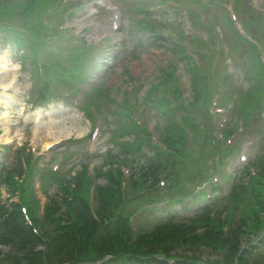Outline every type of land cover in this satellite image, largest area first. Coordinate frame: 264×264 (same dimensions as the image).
Here are the masks:
<instances>
[{
    "label": "trees",
    "instance_id": "obj_1",
    "mask_svg": "<svg viewBox=\"0 0 264 264\" xmlns=\"http://www.w3.org/2000/svg\"><path fill=\"white\" fill-rule=\"evenodd\" d=\"M10 13L16 14L25 7L16 2L4 1ZM20 6L19 9H17ZM253 72V71H252ZM255 72V71H254ZM256 93H253V97ZM171 134L164 139L171 151H156V157L145 160L135 169L128 186L131 191L143 186L150 179L155 186L160 172L168 179L170 202H179L172 197L174 190L180 187L181 167L184 164V153L177 142L183 141L181 132L170 124ZM138 146L135 149L138 150ZM113 161L108 164L111 165ZM197 178L200 177L197 161L192 164ZM255 176L249 175L246 183L238 182L232 189L223 206L204 207L187 222L168 220L159 223L148 232L132 230L125 216V209L135 210L136 200L141 196L127 194L122 186L123 175L119 168L112 167L101 174L105 183L94 185V206L88 199V190L82 176L72 181L60 182L57 193L48 196L43 209L44 223L54 226L42 231L41 235L33 234L32 227L24 220L17 202L0 203V246L9 244L11 254L1 256L0 264H86L100 261L102 264H264V257L252 258L258 250H264V162L258 163ZM13 172L22 177V168L17 166L5 180L8 187L14 186ZM26 184H23V186ZM20 186V184L17 183ZM20 187L23 190L24 187ZM178 190H181L179 188ZM157 188L154 191L156 194ZM24 202L29 204L27 200ZM244 202L249 204L244 206ZM243 205L238 217V205ZM214 210V214H213ZM228 230L220 227L223 219L221 213L226 211ZM31 218L34 210H29ZM34 222V218L32 219ZM226 220V219H224ZM201 229V231H200ZM262 235L257 245H249V236ZM242 240L247 247L241 248ZM42 243L45 248L39 250ZM181 249L180 252H172ZM206 252L205 256L203 255ZM106 254L112 258L104 260Z\"/></svg>",
    "mask_w": 264,
    "mask_h": 264
},
{
    "label": "rangeland",
    "instance_id": "obj_2",
    "mask_svg": "<svg viewBox=\"0 0 264 264\" xmlns=\"http://www.w3.org/2000/svg\"><path fill=\"white\" fill-rule=\"evenodd\" d=\"M102 2V0H87L86 4L90 3V5H97V3ZM85 4V5H86ZM83 6V4H82ZM92 8V7H91ZM90 8V9H91ZM79 11V9H78ZM213 15V14H211ZM214 16V15H213ZM74 17V16H72ZM92 19H88L87 22L83 21V24L81 26L75 27L72 30H68L72 35V33H75L76 35H78L79 37H83L85 39L88 38V36H103L106 35L109 40H107L104 45H103V49H102V54L106 55L107 54V49L110 48L113 52L117 51L118 49V40L119 38H128V30L124 29V30H117V33H110V31L107 30L106 26L104 25L101 29L96 30L95 28L93 30L89 29V25L94 26L95 24L97 25L98 21L96 19H99V12L96 13L95 15H93L91 17ZM102 18V17H101ZM71 19V18H70ZM73 19V18H72ZM71 19V20H72ZM100 20V19H99ZM163 21V19L161 18L160 21ZM90 22H92V24H89ZM79 28H83L82 31H80ZM160 33L163 35L164 33V29L161 28ZM115 34V35H114ZM114 35V36H113ZM66 37V36H65ZM64 40H67V38H62ZM92 39V38H89ZM55 41L58 40V38L54 39ZM72 40V38H71ZM93 40V39H92ZM102 40V39H101ZM121 40V39H120ZM103 42V41H102ZM164 42V41H163ZM165 43V42H164ZM225 43V41H223V44ZM228 45L230 44V41L227 42ZM108 44H111L110 47L106 46ZM166 45V43H165ZM165 45H159L157 44L158 47H155L153 45H151V47H147V46H142L140 45L138 48L134 45L133 42H131V45H129L128 43V51L124 52L125 55H123L121 58L116 59H107V61L111 62V65L107 66L106 69H103L100 74V76L102 77V84L103 86L106 88L102 93L99 94L98 97L102 98L103 94L108 93L109 90H111V94L115 96V98L120 99V95L122 93V91L126 90L130 84L133 85L134 87H137V89H134L133 92L134 93V97L136 99V101L138 103H140L142 101V93L145 90V88L148 86V82H152L155 80V76L158 75L157 73V67H162L164 63H166L165 61L167 60V50L164 49V47H159V46H165ZM10 46V45H9ZM7 47V45H6ZM11 47V48H10ZM6 48V54L4 55V58H8L7 54H10L11 51L14 50L13 46H10ZM10 48V50L7 51V49ZM234 48L235 51L237 52L236 57L233 55L234 59L236 58H249V51L248 49L245 47V45L243 43H234ZM242 49H246V52L243 53ZM0 50H2V47L0 46ZM12 54V53H11ZM106 56H103L102 58H104ZM6 58V59H7ZM11 60L5 62V64H3L5 67H3V65L0 67V76H5L7 74H11L10 72H12L11 70L14 69V71L12 72V83H5L6 86H2L0 85V97L3 98V100H5L6 103L2 104L4 107L2 109H0V111H2V117L4 118V123L3 121H0V123L2 125H0V132L5 129H8L10 131V135L14 136V141L11 143L13 144L10 149V151L5 152L6 155H1L0 153V161L2 162V164L5 165H11V163L13 162L12 159V152L13 149H15L17 147V145H21L22 143H27V146H36L39 151L38 153L42 152L43 150V146H44V142H49V143H55V141H59V140H74L77 142L71 143L72 145H76V147H82L85 145V141L84 138H82L83 136H85L88 133V130L90 129V126L92 124V122L88 119V117L83 115V112H74L71 110H66L65 114L58 116V117H54V119L52 118V116H54V114H58L59 112L57 111V106L54 104L52 107L53 111H51L52 109L43 107L42 112H35V110L32 109V107H30V105L25 102V98H27V92L28 90L27 87L30 85V81L26 78V76H24L23 78L19 77V63H17V58L11 56ZM46 58V56H45ZM44 58V59H45ZM101 58V59H102ZM240 58V60H241ZM234 59L232 60V63L234 62ZM223 61V60H222ZM224 63H226L227 61H223ZM181 64H179V69H180ZM229 67H231V62H229ZM25 72V71H24ZM163 71H161L160 73H162ZM27 73V72H26ZM15 75V78L14 76ZM237 75L238 73H235L234 77H232L228 83L225 85L226 91H228L230 89L231 86H233V83H237ZM239 77V75H238ZM240 78V77H239ZM100 78H97V76L94 78V82L99 81ZM241 80V78H240ZM2 80H0L1 82ZM242 84H246L245 78L242 77V81L240 82V85ZM16 85L17 87L15 89H11L12 85ZM93 84V83H91ZM9 85V88L7 89ZM96 87V86H94ZM7 89V91H5ZM26 90V93L24 92ZM51 94H58L60 87L58 84H55L51 86ZM117 89V91H116ZM55 91V92H54ZM128 91V90H127ZM54 92V93H53ZM227 93V92H226ZM202 94V93H201ZM15 95H18V97L16 98ZM222 96V93H221ZM53 98V96L51 97V99ZM215 99V96H214ZM102 102L99 104V108L103 109V116H101V121L102 122V126H103V131L104 134H102L101 136L99 135V137L95 140V145L92 146L91 148L87 147V145L84 146V148H82V151L80 152H85L84 156L87 155L89 157V152H93V150H96L98 153H100L101 151H105L108 150L111 146V143H109L108 137L110 135V133H115L116 131H111L110 127L112 125H114V121L112 120L113 114L112 113V108L113 106L110 104H108V102L105 101V99L102 98ZM247 101L245 102V106L243 107V114L248 122V131H254L256 132V134L258 133H263L264 127H261V123L264 125V122L260 121L257 119V117L255 115H253V111L251 110V107H249V104L247 102L251 101L250 98L246 99ZM83 104V103H82ZM146 106L148 107V114L143 112L142 114L144 115V119H146V121L148 123H150L151 125L154 124V120H160V117L157 116L158 118H156L157 112H155L153 110V107L148 106L146 103L140 105L139 107L142 110V106ZM67 106H70V104L68 103ZM50 111L49 113H46ZM264 111V110H263ZM226 113L229 115L230 112H227V110H223V114ZM50 114V115H49ZM42 116L40 120H38L37 123H35L36 121H34V123L30 122L31 118H33L34 116ZM259 123V124H258ZM41 124V128H38V125ZM99 124V123H98ZM98 124H96V126H98ZM36 125V127H35ZM2 128V129H1ZM34 128V131L36 130V135L33 134L34 136H36V138L32 135V129ZM253 135H247L246 133L244 134V136H242V140L243 143L247 140L252 139V137H254L255 133H252ZM112 136V135H111ZM126 137H129L128 135H125ZM36 139L38 141V143L36 142ZM59 139V140H57ZM234 141H237L238 143L241 144V142L239 141V137H234ZM1 142V141H0ZM262 143H264V138L261 140L260 139V146L256 145V148H251L249 147V145H247V150L245 152L246 154V158H250V155L253 152L259 151L264 147H261V145H263ZM70 143H62L61 147H58L57 149H55V151H53V154H61V152H64L66 149L69 148ZM113 145V143H112ZM35 147V148H36ZM264 150V149H263ZM111 153H113L114 155H122L123 150H121L119 147H111ZM241 153V152H240ZM240 153H237L235 156H233V163H232V167L234 169V167H236V165L240 164L241 162H243L241 159H239V155ZM78 154V153H77ZM80 156H83L81 154H78ZM76 157L74 158L73 161L71 162H67L66 164L62 163L63 166H67V165H71L73 162H75ZM91 164L93 165H98L100 164L101 160L99 159V157H94L91 160ZM91 167V166H90ZM38 176L34 175V177L32 178V183H33V192L37 194V197L39 198L40 201V205L42 207L43 203L45 202V198H44V190L43 188L40 186V181L39 179H37ZM49 192L54 191L53 189L49 188L48 189ZM0 195L1 197L5 198L7 197L6 192L4 191L3 187L0 188ZM0 197V198H1ZM200 200V199H199ZM205 202V199H202V202ZM197 200H192L191 203L189 204V208L191 209L194 203H196ZM246 206V205H245ZM187 209V210H188ZM236 217V216H235ZM152 220V224L154 223L155 219L151 218ZM144 224L147 223L146 220L143 221ZM151 224V225H152ZM150 225V226H151ZM147 226V227H150ZM144 227V228H147Z\"/></svg>",
    "mask_w": 264,
    "mask_h": 264
},
{
    "label": "bare ground",
    "instance_id": "obj_3",
    "mask_svg": "<svg viewBox=\"0 0 264 264\" xmlns=\"http://www.w3.org/2000/svg\"><path fill=\"white\" fill-rule=\"evenodd\" d=\"M3 62V59H1L0 58V67L4 64V63H2ZM5 66L3 65V67L2 68H4ZM12 75L11 74H7V75H5V76H0V80H2L1 82H0V85H2V86H6V84L5 83H12ZM8 87H9V85H8ZM7 87V88H8ZM12 87V86H11ZM12 88H14V85H13V87ZM0 101L2 102V103H6L5 102V100H3V99H0ZM11 139V138H10ZM10 139H2V140H4V141H6V142H9L10 141ZM44 145H46V143L44 144Z\"/></svg>",
    "mask_w": 264,
    "mask_h": 264
}]
</instances>
